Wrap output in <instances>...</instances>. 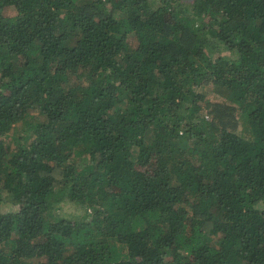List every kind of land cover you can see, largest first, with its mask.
<instances>
[{"label": "trees", "instance_id": "1", "mask_svg": "<svg viewBox=\"0 0 264 264\" xmlns=\"http://www.w3.org/2000/svg\"><path fill=\"white\" fill-rule=\"evenodd\" d=\"M0 264H264V0H0Z\"/></svg>", "mask_w": 264, "mask_h": 264}, {"label": "rangeland", "instance_id": "2", "mask_svg": "<svg viewBox=\"0 0 264 264\" xmlns=\"http://www.w3.org/2000/svg\"><path fill=\"white\" fill-rule=\"evenodd\" d=\"M130 42L132 44L135 43V38H131ZM65 210L68 211V212H71V211L75 210V208H74L73 204L69 203V204L65 205ZM20 242H23V240H20Z\"/></svg>", "mask_w": 264, "mask_h": 264}]
</instances>
